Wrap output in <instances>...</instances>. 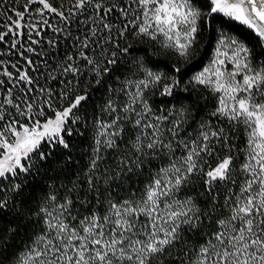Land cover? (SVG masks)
<instances>
[{
	"label": "rangeland",
	"instance_id": "1",
	"mask_svg": "<svg viewBox=\"0 0 264 264\" xmlns=\"http://www.w3.org/2000/svg\"><path fill=\"white\" fill-rule=\"evenodd\" d=\"M33 2V8L19 15L9 29L12 46L19 42L20 49L28 50L41 45L42 28L48 27V34H60L73 24L72 17L80 16V22L87 20V24L74 48L77 58L58 65L72 74L98 72L120 62L128 54L123 46L134 39H148L186 55L204 14L193 0ZM218 14L225 21H238L234 12ZM15 58L13 53L0 56V78L7 80L0 87V104L13 105L12 118L28 122L0 123V178L21 168L22 160L44 140L59 137L72 111L86 97L78 94L70 106L41 121L43 111L39 107L32 111L29 100L13 104L15 89L31 83L26 72L30 64L14 63ZM139 62L133 64L139 70L126 77L124 94L130 106H137L139 133L134 147L142 151L155 144L168 158L146 180L144 189L128 199L112 201L105 214L72 226L59 221L52 241L43 237L19 264H171L177 253L178 264H264V56L219 28L203 67L191 77L211 92L215 110L181 139L174 138L179 134L174 129L182 115L169 111L168 121L143 100L159 85L161 95H168L175 81ZM7 64L18 74L10 73ZM195 182L198 188L192 187ZM199 182L205 183L208 195L199 189ZM224 188L232 193L218 205L213 192L223 194ZM208 205H216V219L196 235L197 218Z\"/></svg>",
	"mask_w": 264,
	"mask_h": 264
},
{
	"label": "trees",
	"instance_id": "2",
	"mask_svg": "<svg viewBox=\"0 0 264 264\" xmlns=\"http://www.w3.org/2000/svg\"><path fill=\"white\" fill-rule=\"evenodd\" d=\"M193 2L204 14L196 39L186 55L163 49L148 39H134L123 46L128 54L123 55L120 62L106 65L108 70L104 67L98 72L86 70L72 74L64 72L58 65L68 61L69 57L77 58L74 48L87 20L81 23L80 16L72 17L70 22L73 24L60 34H48L49 28L45 26L41 29V45L24 50L20 49L19 42L12 46L14 41L10 39L9 29L19 15L33 8L34 2L0 0V56L13 53L14 63L30 64L26 72L31 83L15 89L13 104H24L22 100H29L33 104L32 111L34 107L41 108L43 116L40 120L43 121L52 118L57 110L70 106L78 94H86L66 120L59 137L44 140L22 160L21 168L0 178V264H19L43 237L52 241L50 238L58 231L59 221L72 226L81 219L105 214L112 201L128 199L144 189L146 180L158 173L159 166L168 158L155 144L142 151L134 147L139 133L134 113L137 106H130L124 95L126 77L139 70L133 64L140 61L145 68L175 81L168 95H161L159 85L158 90L145 94L143 100L145 106L168 121L171 119L169 111L178 117L182 115L180 125L174 129L175 132L179 130L174 138L181 139L198 122L210 118L215 110L211 92L205 86L193 83L191 77L203 67L218 29H226L250 45L258 55L264 56V44L252 30L239 21H225L218 13L209 16L213 4L210 0ZM95 55L99 56L97 52ZM7 70L18 74L9 64ZM5 82L6 77H1L0 87ZM16 97L21 99L17 101ZM14 111L13 105L0 104V123L28 122L25 118H12ZM162 125L167 127L165 122ZM195 183L192 187L198 188ZM199 183V189L208 195L205 183ZM220 191L213 192L219 199L218 205L232 193L226 188L222 189L223 194ZM215 206L201 208L197 228L193 230L196 235L200 236L214 223ZM57 218L56 222L54 219ZM179 257L177 253L171 264H178Z\"/></svg>",
	"mask_w": 264,
	"mask_h": 264
},
{
	"label": "water",
	"instance_id": "3",
	"mask_svg": "<svg viewBox=\"0 0 264 264\" xmlns=\"http://www.w3.org/2000/svg\"><path fill=\"white\" fill-rule=\"evenodd\" d=\"M222 11L234 12L264 44V0H215L209 16Z\"/></svg>",
	"mask_w": 264,
	"mask_h": 264
}]
</instances>
